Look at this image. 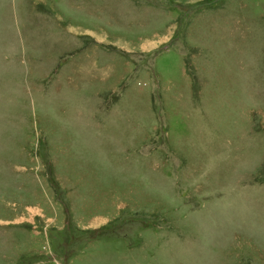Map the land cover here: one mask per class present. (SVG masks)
Segmentation results:
<instances>
[{
    "label": "rangeland",
    "instance_id": "rangeland-1",
    "mask_svg": "<svg viewBox=\"0 0 264 264\" xmlns=\"http://www.w3.org/2000/svg\"><path fill=\"white\" fill-rule=\"evenodd\" d=\"M0 264H264V0H0Z\"/></svg>",
    "mask_w": 264,
    "mask_h": 264
}]
</instances>
